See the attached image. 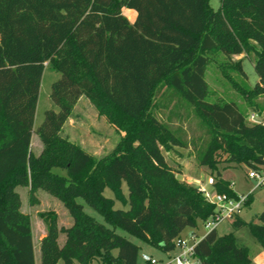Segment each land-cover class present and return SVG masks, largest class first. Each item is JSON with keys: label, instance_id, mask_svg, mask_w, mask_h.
I'll use <instances>...</instances> for the list:
<instances>
[{"label": "trees", "instance_id": "1", "mask_svg": "<svg viewBox=\"0 0 264 264\" xmlns=\"http://www.w3.org/2000/svg\"><path fill=\"white\" fill-rule=\"evenodd\" d=\"M209 1L0 0V264H36L32 221L22 211L18 187L28 188L32 204L37 191L56 198L72 218L70 227H58L41 215L40 264H137L139 246L116 228L174 252L186 228L216 213L196 186L178 179L163 153L188 148L182 126H172L182 123L183 113L204 132L192 141L198 166L209 168L218 194L238 200L222 171L264 166V124L249 123L235 102H209L206 74L212 52L254 54L257 84L235 88L249 102L264 97V0H219L217 11ZM124 9L136 13L134 21ZM46 64L60 75L50 94L56 109L34 128ZM234 67L246 78L243 59ZM167 91L166 102H158ZM84 96L121 134L101 158L62 135ZM159 107L169 111L166 121L155 113ZM33 133L42 143L39 155L31 151ZM77 159L91 166L81 178L71 174ZM108 172L131 188L129 208L115 217L101 195ZM253 200L247 195L245 207ZM233 219L231 233L219 236L214 229L198 241V264H252L235 238L246 227L264 249V210L250 221Z\"/></svg>", "mask_w": 264, "mask_h": 264}, {"label": "rangeland", "instance_id": "2", "mask_svg": "<svg viewBox=\"0 0 264 264\" xmlns=\"http://www.w3.org/2000/svg\"><path fill=\"white\" fill-rule=\"evenodd\" d=\"M209 5L212 9L217 11L220 8V1L210 0ZM123 15L131 22L136 17V13L128 9L123 10ZM209 58L210 63L206 74V81L209 86V96L207 100L211 103L235 102L248 118L252 115L259 116L258 120L263 122L264 97H254L252 98V102H249L247 97L235 88V84H238L241 88H254L257 84L258 76L254 70L256 56L251 54L250 56L241 55L227 58L218 52H212L209 54ZM240 59H243V69L246 78L242 77L234 67V63L238 62ZM46 67L35 114L34 128H37L43 122L46 111L56 109V106L50 98V94L53 83L60 78V75L51 71L47 64ZM169 93L170 92L167 91L164 98L159 95L158 102L162 104L166 102ZM155 113L160 119L166 121L169 111L159 107L155 109ZM179 125L182 126V130L187 136L189 145L188 148H175L169 151H163L167 163L178 172L179 175L184 174L187 177L184 181L187 183L192 184V182H189L190 180H201V177L205 174H209L208 178H210L209 168L198 166L192 145V141L204 136L203 130L200 128L197 120L190 114L187 117V115L183 113L182 123H179L177 120L172 122L173 127H178ZM62 135L77 144L83 153L91 155L94 158H101L110 154L121 139V134L116 132L105 117L99 115L96 107L85 96L81 97L74 107L73 113L63 129ZM31 151L34 155H39L42 151V143L35 133H33L32 137ZM220 167L223 169L224 166ZM90 169L91 166L88 161L85 162L77 159L71 174L81 178L84 177ZM249 171L250 169L245 165H239L236 168L230 169V173L228 174V177H231L233 190L238 197L247 196L249 194H252L254 197L251 205L249 207L244 206L239 213V216L245 221H250L264 210V187L257 188V181L247 178ZM57 172L66 175L65 172L60 170H57ZM101 182L105 183L101 185V195L108 201L107 205L112 215L115 217L117 213L127 210L129 208V199L131 195V188L128 184L119 180L109 172L101 178ZM16 191L19 193L22 200V211L29 214L31 217L35 262L36 264H40V238L45 232V222L41 215L47 214L50 219L56 221L58 227H70L72 218L59 200L45 192L37 191L35 194L36 202L32 204L30 202L28 188L18 187ZM78 202L84 206V212L87 215L93 217L99 223L105 224L103 217L97 211L86 205L82 200H78ZM233 223L234 219L221 221L216 226V232L219 236L231 233L233 231ZM115 232L139 246L140 253L137 264H145L141 259L143 254L152 256L158 260L160 264H168L171 258L180 251L176 249L174 252L166 254L157 248L143 243L138 238L128 234L120 228H116ZM192 234L197 236L196 241L203 238L207 234L204 223L198 221L197 227L186 228L182 232L180 238L185 241L188 246H191L193 244L190 238ZM235 238L238 246L248 248L252 264H264V249L256 242L249 228L246 227L237 231L235 233ZM63 242L64 236L61 235L59 244L62 245Z\"/></svg>", "mask_w": 264, "mask_h": 264}, {"label": "built area", "instance_id": "3", "mask_svg": "<svg viewBox=\"0 0 264 264\" xmlns=\"http://www.w3.org/2000/svg\"><path fill=\"white\" fill-rule=\"evenodd\" d=\"M258 117L259 116L252 115L248 118V122L264 124V119L263 122H260ZM177 177L181 181L185 180L180 175H177ZM248 178L257 181V188L264 187V166L258 171L250 170ZM189 182H192V184L204 195L206 200L216 207L214 217L204 223L207 233L216 229L217 224L221 221L233 219L236 215H239L240 211L245 206L247 196H240L238 200H235L230 199L225 195L218 194L213 185L214 181L211 179L198 181L190 180ZM190 238L193 241L191 246H188L181 238L176 241V249H179L180 251L177 255L171 258V264H198V261L194 258V248L199 240L196 241L197 236L195 234H192ZM141 259L145 264H160L158 260L147 254H143Z\"/></svg>", "mask_w": 264, "mask_h": 264}, {"label": "crops", "instance_id": "4", "mask_svg": "<svg viewBox=\"0 0 264 264\" xmlns=\"http://www.w3.org/2000/svg\"><path fill=\"white\" fill-rule=\"evenodd\" d=\"M134 21V20H133ZM230 173V169H227V170H224V171H222V176H223V178L224 179H226V180H228V181H230L231 182V177H228V174ZM180 176H182L183 177V179H187V177L183 174H180ZM209 177V174H205V175H203L202 177H201V180H205V179H207ZM247 178H248V174H247ZM208 179H211L212 181H214L213 180V178H208ZM248 179H250V178H248ZM188 180H190V179H188ZM45 232L43 233V235L41 236V238H40V241L42 240V238L45 236Z\"/></svg>", "mask_w": 264, "mask_h": 264}]
</instances>
